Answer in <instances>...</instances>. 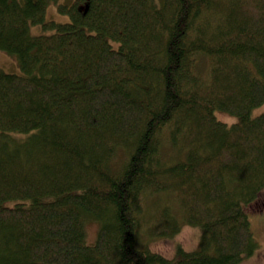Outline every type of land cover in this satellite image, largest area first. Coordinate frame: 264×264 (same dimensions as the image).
<instances>
[{
	"label": "trees",
	"instance_id": "trees-1",
	"mask_svg": "<svg viewBox=\"0 0 264 264\" xmlns=\"http://www.w3.org/2000/svg\"><path fill=\"white\" fill-rule=\"evenodd\" d=\"M50 2L66 22L46 20ZM58 2L0 0V51L17 66L0 69V264L253 256L264 0ZM182 225L197 228L196 249H151Z\"/></svg>",
	"mask_w": 264,
	"mask_h": 264
},
{
	"label": "rangeland",
	"instance_id": "rangeland-1",
	"mask_svg": "<svg viewBox=\"0 0 264 264\" xmlns=\"http://www.w3.org/2000/svg\"><path fill=\"white\" fill-rule=\"evenodd\" d=\"M58 3L69 4L70 0H59ZM45 18L46 20H52L57 23H63L68 20V16L58 12L57 5L52 2H50L46 8ZM30 33L32 35H39L49 34L51 31L43 29L40 25L31 24ZM12 65L14 66V69ZM0 69L4 72L17 71V66L14 59L2 51H0ZM216 118L222 122H225V124H231L236 120L235 117L224 113H216ZM260 201L261 200H259L257 206H254L255 209L251 207L248 210L250 218L249 222L252 226V230L258 241L259 247L253 256L245 259L241 264H264V214L260 213V211H257L258 209H261L260 207L264 205V202ZM85 228L87 240L88 242H92L97 231V224L92 220H88L85 223ZM197 233V228L182 225L179 232L172 237H160L152 239V241H150V247L152 250L159 252L166 257H172L177 246L188 251L196 249L198 240Z\"/></svg>",
	"mask_w": 264,
	"mask_h": 264
}]
</instances>
